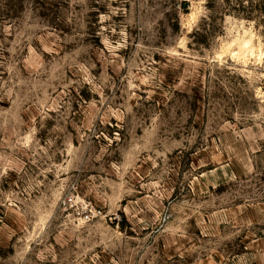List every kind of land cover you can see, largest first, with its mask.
I'll return each mask as SVG.
<instances>
[{
    "label": "rangeland",
    "instance_id": "374dc122",
    "mask_svg": "<svg viewBox=\"0 0 264 264\" xmlns=\"http://www.w3.org/2000/svg\"><path fill=\"white\" fill-rule=\"evenodd\" d=\"M0 264H264V0H0Z\"/></svg>",
    "mask_w": 264,
    "mask_h": 264
},
{
    "label": "built area",
    "instance_id": "2783aa9c",
    "mask_svg": "<svg viewBox=\"0 0 264 264\" xmlns=\"http://www.w3.org/2000/svg\"><path fill=\"white\" fill-rule=\"evenodd\" d=\"M85 219H86V220H89V219H90V217H89V216H85Z\"/></svg>",
    "mask_w": 264,
    "mask_h": 264
}]
</instances>
